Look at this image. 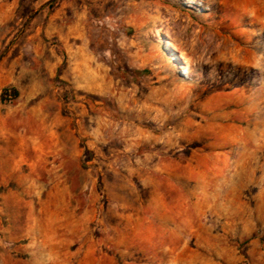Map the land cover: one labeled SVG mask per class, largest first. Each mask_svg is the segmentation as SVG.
Here are the masks:
<instances>
[{"label": "rangeland", "instance_id": "rangeland-1", "mask_svg": "<svg viewBox=\"0 0 264 264\" xmlns=\"http://www.w3.org/2000/svg\"><path fill=\"white\" fill-rule=\"evenodd\" d=\"M0 264H264V0H0Z\"/></svg>", "mask_w": 264, "mask_h": 264}, {"label": "bare ground", "instance_id": "bare-ground-1", "mask_svg": "<svg viewBox=\"0 0 264 264\" xmlns=\"http://www.w3.org/2000/svg\"><path fill=\"white\" fill-rule=\"evenodd\" d=\"M112 105L115 103H111ZM98 121L96 124V130H95V141H107V140H113L110 139V137L113 136V127L114 123L111 122L110 120H104L101 119V116L98 115L97 117ZM112 142V141H109Z\"/></svg>", "mask_w": 264, "mask_h": 264}, {"label": "trees", "instance_id": "trees-1", "mask_svg": "<svg viewBox=\"0 0 264 264\" xmlns=\"http://www.w3.org/2000/svg\"><path fill=\"white\" fill-rule=\"evenodd\" d=\"M18 93L15 89L4 90L1 95V99L5 100L6 98L16 99Z\"/></svg>", "mask_w": 264, "mask_h": 264}]
</instances>
